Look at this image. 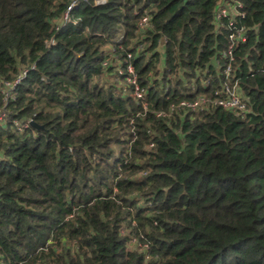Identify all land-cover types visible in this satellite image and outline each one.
I'll return each mask as SVG.
<instances>
[{"label":"trees","instance_id":"obj_1","mask_svg":"<svg viewBox=\"0 0 264 264\" xmlns=\"http://www.w3.org/2000/svg\"><path fill=\"white\" fill-rule=\"evenodd\" d=\"M4 105L0 264H264V0H0Z\"/></svg>","mask_w":264,"mask_h":264},{"label":"built area","instance_id":"obj_2","mask_svg":"<svg viewBox=\"0 0 264 264\" xmlns=\"http://www.w3.org/2000/svg\"><path fill=\"white\" fill-rule=\"evenodd\" d=\"M96 3H102L104 0H95ZM227 4V3H226ZM235 6L227 4L226 7L219 9V11L216 13V19L219 20L222 17H225L229 15L230 13L236 12ZM71 9V6L67 7V11ZM64 20L68 21L67 15L64 16ZM147 23V18H143L140 23L139 27L142 28ZM244 40L243 31H239L234 35L230 36V45L228 47L227 52L224 54L226 58H229V61L231 62L233 60L232 58V48L239 42ZM130 58V56H128ZM128 82L134 86L133 96L136 99H142V91L139 89L137 85L136 76L133 72V69L131 66H128ZM225 77L227 79V82L223 83V85L220 86L219 89H216L212 95V97H206V96H198L194 100L190 101H179L176 104H171L168 108L167 113H158V116L161 117H168L171 114L179 111L183 112H201L204 110H208L212 107H220L223 110L235 115V116H244L249 112L248 107V101L243 95L241 94V91L237 85L236 82H231L229 77L231 74V65H227V67L224 70ZM22 75V74H21ZM229 80V81H228ZM18 80H15L13 82H7L3 84L2 92L5 96V98H8V90H11V88L16 85ZM9 110L4 105L2 108H0V123L4 120V118L8 115ZM32 121L28 120L23 126L19 127V130H22V128H26L29 125H31ZM15 124H17L15 122Z\"/></svg>","mask_w":264,"mask_h":264},{"label":"water","instance_id":"obj_3","mask_svg":"<svg viewBox=\"0 0 264 264\" xmlns=\"http://www.w3.org/2000/svg\"><path fill=\"white\" fill-rule=\"evenodd\" d=\"M31 126H33V127L37 128V129H42V127H41V126H37V125H35L34 123H31Z\"/></svg>","mask_w":264,"mask_h":264}]
</instances>
